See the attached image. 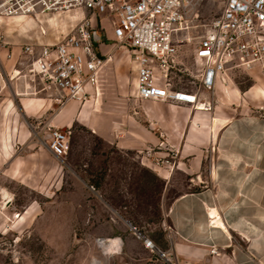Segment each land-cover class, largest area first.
<instances>
[{
	"label": "crops",
	"instance_id": "obj_1",
	"mask_svg": "<svg viewBox=\"0 0 264 264\" xmlns=\"http://www.w3.org/2000/svg\"><path fill=\"white\" fill-rule=\"evenodd\" d=\"M81 18L80 12L38 20L0 16V179L49 197L64 185L61 165L71 170L74 165L43 144L48 125L68 135V155L74 129L81 127L119 154L139 158L166 183L183 180L166 216L174 264H264V71L230 72L226 83L200 93L199 104L210 106L207 110L125 103L122 96L136 93L137 67L128 50L114 48L110 28L95 36L104 59L97 89L88 86L85 101L61 105L54 94L41 91L29 68L41 47L57 43ZM26 46L35 48L34 56L24 53ZM110 84L117 102L106 107ZM151 154L174 155V168L154 167ZM14 199L0 183V229L12 211L18 214ZM39 212L40 205L31 203L18 214L15 228ZM129 255L109 257L137 262ZM94 260L103 264L98 256L81 264Z\"/></svg>",
	"mask_w": 264,
	"mask_h": 264
},
{
	"label": "built area",
	"instance_id": "obj_2",
	"mask_svg": "<svg viewBox=\"0 0 264 264\" xmlns=\"http://www.w3.org/2000/svg\"><path fill=\"white\" fill-rule=\"evenodd\" d=\"M203 1L221 4L222 11L202 36L194 37L199 26L192 14ZM73 12H80L82 18L57 43L41 47L29 68L41 91L54 94L61 105L85 101L88 86L97 89L104 59L94 34L96 27L106 31L102 21L112 29L113 45L130 52L137 67L135 97L142 101L207 110L210 106L199 104L200 93L213 91L218 81L226 83L230 72L256 67L264 71V0H0V16L7 18L38 20ZM186 47H192L196 75L185 64ZM24 53L34 56L35 48L26 46ZM177 73L193 75L195 89L177 88ZM48 131L43 144L57 158H65L70 151L68 135L51 125ZM133 230L146 249L165 264H174L170 252L160 250L137 229ZM118 239L122 241L97 239V245L102 249L101 244L114 245ZM121 245L108 255L121 254L123 241Z\"/></svg>",
	"mask_w": 264,
	"mask_h": 264
},
{
	"label": "rangeland",
	"instance_id": "obj_3",
	"mask_svg": "<svg viewBox=\"0 0 264 264\" xmlns=\"http://www.w3.org/2000/svg\"><path fill=\"white\" fill-rule=\"evenodd\" d=\"M221 11L219 3H200L192 14L199 26L192 35L202 36ZM102 24L109 33V24L106 21ZM96 30L101 31L98 27ZM94 35L97 37V33ZM191 49L185 48L184 61L196 75L198 69L191 58ZM192 76L177 73L174 78L176 87L195 89ZM108 89L106 107L117 102V96L112 93L113 84L108 85ZM121 99L125 103L143 102L132 94ZM71 147L65 162H72L74 168L71 170L61 165L64 174L60 180L64 185L49 197L0 179V183L6 184L14 193L16 213H23L33 202L40 205L37 217L18 230L14 226L19 216L14 214L15 210L6 218L8 225L0 229V264H81L96 256L103 264H125L126 261L114 262L97 245V239L113 238H121L122 253L128 252L137 260L131 264H165L144 249L133 228L153 241L160 250L169 252L171 242L166 216L172 201L183 191L180 189L183 180L179 179V184L175 185L166 183L144 167L139 158L119 154L115 148L81 127L74 129ZM150 159L154 167H165L169 171L175 163L172 154L164 157L151 154ZM94 263L100 264L98 260Z\"/></svg>",
	"mask_w": 264,
	"mask_h": 264
},
{
	"label": "bare ground",
	"instance_id": "obj_4",
	"mask_svg": "<svg viewBox=\"0 0 264 264\" xmlns=\"http://www.w3.org/2000/svg\"><path fill=\"white\" fill-rule=\"evenodd\" d=\"M117 243H115L114 245H107V244H101V248L105 251V253H109V252H111V250L112 249H115V248H118L119 249V247H121L122 245H121V242H120V239H118L117 241H116ZM94 264H97V263H94Z\"/></svg>",
	"mask_w": 264,
	"mask_h": 264
}]
</instances>
